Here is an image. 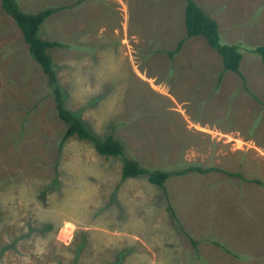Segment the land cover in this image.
<instances>
[{"label": "rangeland", "instance_id": "obj_1", "mask_svg": "<svg viewBox=\"0 0 264 264\" xmlns=\"http://www.w3.org/2000/svg\"><path fill=\"white\" fill-rule=\"evenodd\" d=\"M17 2L66 7L40 37L63 44L48 53L66 107L96 136L151 170L214 171L170 177L166 198L88 141L59 156L66 125L0 0V264H264V63L251 51L264 0H195L240 47L243 78L187 37L182 0Z\"/></svg>", "mask_w": 264, "mask_h": 264}, {"label": "trees", "instance_id": "obj_2", "mask_svg": "<svg viewBox=\"0 0 264 264\" xmlns=\"http://www.w3.org/2000/svg\"><path fill=\"white\" fill-rule=\"evenodd\" d=\"M185 2V27L187 37H203L208 45L213 48L222 58L224 72H232L243 78L240 70L243 54L240 47L236 44L226 45L222 44L218 22L200 7L195 0H182ZM3 10L15 21L23 34L24 41L28 45V50L32 59L40 65L43 73L47 77V82L51 88V95L54 100L55 109L59 119L66 125V130L60 142L58 155L65 143L73 137H77L80 141L90 142L96 152L105 157H122V178H135L145 176L149 183L160 187L164 191V195L168 196L165 183L174 175H182L189 171H197L200 173H207L214 171V169H203L202 167H189L182 171H165L157 169H148L142 167L139 162L125 157L123 144L116 140L112 134L101 138L96 136L95 133L81 120L79 114L67 109L65 104V96L62 87L57 78L56 69L54 67L53 59L48 53L49 49L56 47H63V44L56 41H49L40 37L39 29L42 24L66 7H54L41 10L37 13L24 12L17 0H1ZM183 46V41H180L176 50L169 53L173 56L178 53ZM256 53L264 63V46H257L251 50ZM220 76V81L222 79ZM53 186L57 187L58 182L56 179L52 181ZM173 214V209L168 207ZM195 243V242H194Z\"/></svg>", "mask_w": 264, "mask_h": 264}]
</instances>
